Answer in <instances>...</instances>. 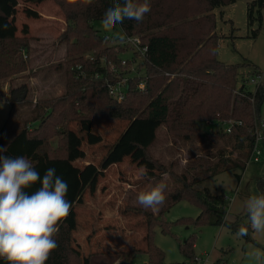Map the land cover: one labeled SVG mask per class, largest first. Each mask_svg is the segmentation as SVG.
Returning <instances> with one entry per match:
<instances>
[{"label": "trees", "instance_id": "1", "mask_svg": "<svg viewBox=\"0 0 264 264\" xmlns=\"http://www.w3.org/2000/svg\"><path fill=\"white\" fill-rule=\"evenodd\" d=\"M59 1L65 7L68 21L61 37L72 43L68 54L74 56L66 66V89L58 97L37 100L34 116L26 119L13 137L6 139L5 129L13 122L17 107L25 102L28 90L26 86H10V111L0 131V146L7 149L4 154L12 158L25 156L34 165L48 167L50 163L70 160L74 152L72 122L138 120L165 124L176 143L189 146L190 158L183 168L176 169L174 163L167 165L151 155L152 139L144 142L131 140L130 143L139 149L144 164L153 171V176L169 173L176 183L159 212L138 208L146 227L145 247L97 250L89 252L83 259L73 245L76 222L72 203L70 214L59 223L56 237L59 246L45 264H131L139 251L148 253L149 264H161L164 253L154 242L153 226L159 223L163 231L168 230L164 211L173 203L186 199L201 208L196 223L225 224L223 217L231 195L225 191L213 193L209 187H200V184L228 169L244 170L251 160L256 126L262 119L264 83L262 81L254 91L251 90L246 83L250 73L245 74L239 65L219 59L220 37L216 34L214 12L215 8L238 0H150L151 11L142 22L125 19L119 24L124 34L140 35L142 45L147 46L144 54L131 51L126 58L128 64L121 61L129 53L130 46L110 42L93 25L94 20L103 18L114 0H93L91 4L87 0ZM257 3L264 5V0L250 2V17ZM16 4V0H0V26L8 25L6 29L0 27V101L5 97L1 79L25 70L29 56L28 37L17 36L16 26L9 21ZM30 14L37 15V12L29 10ZM96 47L100 50L95 52L93 60L83 55ZM102 56H107V64L101 62ZM130 57L138 61L135 70L131 68ZM111 63L117 65L116 71H111ZM77 64L82 67L77 68ZM255 72L258 74L260 70ZM124 76L129 77L128 86L124 97L119 100L110 93L109 82H116ZM142 81L144 90L140 88ZM50 120L61 124L58 131L65 139L64 155L50 153L48 133L41 128V124ZM201 121L215 123L218 127L205 130L199 125ZM258 185L264 193V179H259ZM66 199L71 201L69 194ZM241 224L247 226V221L238 218L228 227L237 232ZM251 232L249 229V235L244 237L250 240ZM180 247L191 259L195 258L193 238L181 243ZM100 256L110 258L95 263ZM0 264L10 262L0 258Z\"/></svg>", "mask_w": 264, "mask_h": 264}, {"label": "rangeland", "instance_id": "2", "mask_svg": "<svg viewBox=\"0 0 264 264\" xmlns=\"http://www.w3.org/2000/svg\"><path fill=\"white\" fill-rule=\"evenodd\" d=\"M251 1L238 0L217 7L214 12L216 34L220 37L219 59L239 65L245 74L254 72L252 74L256 75L255 71H264V5L257 3L250 17ZM16 2L15 13L11 14L9 21L16 26L17 36L28 37L29 56L25 70L1 79L5 97L0 101V127L10 111V86H26L28 90L25 102L17 107L13 122L5 129L6 139L13 137L24 121L34 116L37 100L52 99L63 94L66 89L67 62L74 57L68 54L72 43L61 37L68 21L65 7L59 0ZM29 10L36 11L37 15H29ZM101 20L93 21L101 35L114 37L121 34L119 24L111 31H105ZM113 40L117 41V36ZM99 50L96 47L83 55ZM128 55L130 52L125 56ZM249 86L254 91L257 85ZM54 123L55 120H50L47 124H41V128L48 133L50 153L64 155L65 139L58 131L61 124ZM199 125L205 130L218 127L207 121H201ZM70 128L74 147L70 160L50 163L48 167L34 166L41 176L46 169L55 168L57 175L68 183L67 194L73 203L72 213L76 222L74 247L83 259L89 252L97 250L145 247L146 227L143 215L138 212L141 207L136 197L145 185L159 182L164 174L153 176V171L142 161L139 149L130 141L152 139L149 148L151 155L167 165L174 163L176 169L183 168L190 158L189 146L176 143L168 134L166 125L161 123L138 120L75 121L70 124ZM262 146L264 149V143ZM143 169H147L146 176L142 175ZM166 174L168 194L176 183L169 173ZM239 174L241 177H238ZM260 177H264V159L256 161L252 158L246 169H228L206 178L200 187H209L213 193L225 191L230 194L227 212L236 219L247 221V214L242 209L243 201L251 195L261 194L258 185ZM39 187L37 183L27 191L31 193ZM200 213L199 205L181 199L163 213V218L169 223L166 232L159 223L154 224V242L164 253L161 264H264V231H252L251 239L248 240L236 235L237 232H233L226 224L196 223ZM190 238L194 239V259L180 247ZM105 258L110 257L100 256L95 263ZM149 262L148 253L139 251L131 264Z\"/></svg>", "mask_w": 264, "mask_h": 264}, {"label": "clouds", "instance_id": "3", "mask_svg": "<svg viewBox=\"0 0 264 264\" xmlns=\"http://www.w3.org/2000/svg\"><path fill=\"white\" fill-rule=\"evenodd\" d=\"M93 0H87L91 4ZM151 11L150 0H114L113 5L103 14L101 24L105 31H111L125 19L142 22ZM0 27L7 28L4 24ZM126 40V33L118 35ZM145 86L141 85V90ZM0 146V258L10 264H45L50 254L58 248L56 237L59 223L70 214L72 202L66 199L68 183L57 175L55 168L45 170L43 176L32 160L25 156L15 158L4 153ZM147 175V169L142 170ZM167 174L155 184L148 183L139 191L136 201L145 210L157 213L167 201ZM39 184L34 192L27 189ZM243 211L247 214V226L241 224L236 235L244 237L252 231H264V193L251 195L243 201ZM226 225L236 222V218L226 212Z\"/></svg>", "mask_w": 264, "mask_h": 264}, {"label": "built area", "instance_id": "4", "mask_svg": "<svg viewBox=\"0 0 264 264\" xmlns=\"http://www.w3.org/2000/svg\"><path fill=\"white\" fill-rule=\"evenodd\" d=\"M123 34L124 33L121 31V34L118 33L115 36H117V38H118V35H123ZM114 37H110L109 34L105 35L106 39H108L110 41L112 39V41H111L112 43L128 44L130 46V49H129L130 53H131V51L134 52L135 50H138V52H140V54H144L145 51L147 50V46L142 45V39H141L140 35H127L126 34V40L129 42H123V43L119 40V38L117 41L113 40ZM117 50H119V48H117ZM25 56H27L26 53H25ZM85 57L87 59L93 60L96 57V53L93 52L92 54H86ZM126 58L127 57L125 56L124 59H122V61H121L122 64H128V61ZM130 60H131L132 65H136V66L131 65V68L135 70V68L137 67L138 61L135 60V58H133V57H130ZM101 62H103L104 64H107V62H108L107 56H102ZM81 67H82L81 64H77V68H81ZM110 68H111V71H116L117 65L114 63H111ZM95 76H98V74L96 73ZM128 79H129L128 76H124V77H121L120 79H118L116 82H113V83L109 82L110 93L112 95L116 96L119 100H121L125 95L126 87L128 86ZM263 80H264V71L263 72L260 71L256 75H253V76L249 75L248 79L246 80V83L248 85H250V84H256L257 85V84H260ZM141 85L145 86V83L142 81L140 83V88H141ZM225 128H227V127H225ZM1 130H2V127H0V131ZM228 130H230V129L228 128ZM262 143H264V120L263 119H261L258 122V125L256 126V142L254 145V149L252 152L251 159L253 158L257 161L264 159V149H263ZM187 264H189V263H187Z\"/></svg>", "mask_w": 264, "mask_h": 264}, {"label": "crops", "instance_id": "5", "mask_svg": "<svg viewBox=\"0 0 264 264\" xmlns=\"http://www.w3.org/2000/svg\"><path fill=\"white\" fill-rule=\"evenodd\" d=\"M261 117H262V119L264 120V102H263V105H262V109H261ZM261 160H263V159H261ZM257 161V160H256ZM258 161H260V160H258ZM250 162V161H249ZM248 162V163H249ZM248 165V164H247ZM247 167V166H246ZM246 169V168H245ZM259 175V174H258ZM264 179V177H260L259 179Z\"/></svg>", "mask_w": 264, "mask_h": 264}]
</instances>
